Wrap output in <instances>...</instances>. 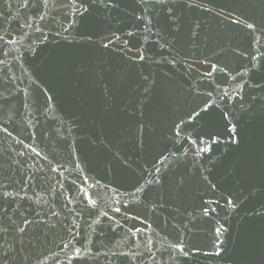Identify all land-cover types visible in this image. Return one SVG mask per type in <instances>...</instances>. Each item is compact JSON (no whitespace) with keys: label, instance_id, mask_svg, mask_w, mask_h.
<instances>
[{"label":"water","instance_id":"water-1","mask_svg":"<svg viewBox=\"0 0 264 264\" xmlns=\"http://www.w3.org/2000/svg\"><path fill=\"white\" fill-rule=\"evenodd\" d=\"M69 2L56 0V7H50L45 19L38 21L33 18L44 11L34 7L39 0H27L28 7L22 6L25 0H0V35L19 41L3 49L9 51L8 56L0 55V60L5 61L0 64V185H4L0 193L14 194L0 199V211L6 210L7 216L18 223L22 217L33 222L22 234V253L20 234L10 230L9 242L13 235L17 241L16 250L10 252V256H15L16 261L10 259L8 264H36L37 258L44 264H69L71 253L62 249L61 240L72 237H75L76 247L83 246L91 251L72 258L71 264H264V220L259 217L245 215L244 209L239 214H228L215 204V213L208 217L199 215L194 209L199 206L201 195L205 200L218 197L195 184L184 189L181 196L176 195L171 180L162 188L152 185L145 193L136 192L144 178H151L148 173L154 172L152 165L157 163L154 157L158 158L162 149H167L164 155L168 156L164 162L166 167L157 163L162 174L171 177L185 171L184 164L176 165L179 153L170 155L177 149L183 151L181 145L187 147V142L181 138L184 133L177 137L175 144L166 139L167 128L181 110L175 105L170 109L164 93L170 92L185 103L190 87L198 92L211 91L212 80L221 83L224 74L217 71L211 79H200V75L211 71L210 65L192 63L191 55L188 56L191 68L183 62L169 64L162 61V57L171 60L175 52L170 54L171 46L160 47L163 41L157 42L155 30L145 42V34L130 27L135 23L130 15L133 0H119L120 9L109 19L98 15L95 18L97 24L119 29L120 35L134 32L145 49L144 55L153 61H161L141 62L144 63V75L151 72L158 82L154 95L145 103V119L152 126L145 129L146 146L141 149L136 139L137 117L133 115L143 91L139 87L138 70L129 68L120 55L99 52L95 57L107 63L97 65L96 73L80 74L68 70L65 54L69 50L55 33L60 31V24L67 26L72 19L71 9L60 7ZM202 2L204 8L185 10L184 29L177 44L181 51L179 60L183 61L188 51L184 44L188 29L194 21H199L201 28L198 31L209 37L202 43L207 44L206 54L211 63L219 60L228 65L229 70L248 65L251 71L245 77L247 83L264 84L261 63L254 61L256 67L252 68L248 55H239L247 51L258 55L257 48L264 53V36L259 31L249 35L250 30L243 25L231 23L241 14L254 16L259 21L264 13V0ZM230 12L234 13L231 17ZM137 15L141 13L137 12ZM38 26L48 37L43 43L41 32L34 30ZM22 34H27L23 40L20 39ZM257 37L259 44L252 43ZM54 39L59 43H51ZM221 48L225 51L219 56L214 55ZM77 54L85 58L92 56V52ZM101 68L109 70L100 71ZM105 86L111 89L110 98L104 95ZM221 86L228 84L221 83ZM244 92L246 100L250 102L255 96L257 102L252 111L236 109L245 133L240 149L223 163H216L215 167L213 163L223 151L222 147L220 152L197 158L211 170L209 179L215 177L213 182L218 180L228 187L235 186L234 178L225 174L232 161L239 162L242 184L262 180L258 168L264 155V110L259 97L264 93L248 86ZM50 96L51 100L48 99ZM186 102L191 103L192 97L188 96ZM125 106L127 110L121 111ZM205 156L212 157L213 163ZM181 159L191 168V153ZM90 199L96 201L95 207L89 203ZM254 202H264V193L257 194ZM224 203L220 200L221 206ZM249 206L246 203L245 207ZM116 208L120 211L116 212ZM52 212L59 215H52ZM102 212H107V216L101 215ZM5 223H8L7 219ZM221 224L228 229L219 237L224 241L221 247L226 249L221 254L223 259L210 255L215 251L212 247L214 229ZM180 241L190 252L189 256L170 247ZM193 247L198 251L192 252ZM23 256L31 259L25 261Z\"/></svg>","mask_w":264,"mask_h":264},{"label":"snow or ice","instance_id":"snow-or-ice-1","mask_svg":"<svg viewBox=\"0 0 264 264\" xmlns=\"http://www.w3.org/2000/svg\"><path fill=\"white\" fill-rule=\"evenodd\" d=\"M134 7L130 15L134 18L135 23L130 25L134 28L136 32H143L145 35L143 39L147 42L150 35L153 34L155 30V35L158 37L157 42L160 43V47H170V54L174 51L175 54L172 55L171 60L167 57H162V61H166L169 64H176L178 62H183L187 64L189 68L194 64H209L211 71L200 75V79L213 77V73L220 72L223 73L225 79L221 83L228 84L227 87H222L221 83H217L214 79L212 80L211 91L198 92L195 88H189L187 96L184 98L185 103L170 92H165L164 97L171 109L172 105H175L177 109L181 110V114L177 115L172 121L170 127L167 128L166 139L169 142L175 144L177 137H180L181 133L184 136L181 137L187 142V147L181 145L180 149L176 152H171L170 155L177 156L176 165L180 167L184 164L185 171L178 175H173L168 177L162 174L161 167L158 164L164 165V162L168 160V156L164 155L167 149H162L158 154L157 163L152 165L154 172H149L148 176L151 178H144V173H141V177L144 178V183L136 187L137 193H145L146 190H150L149 186L157 185L161 188L171 180L177 196L183 195L184 189L188 186L195 184L198 188L203 187L205 192L210 193L218 198L216 200H205L203 195H201V202L197 208L194 209L199 215L203 217H208L212 213L216 212V208L213 207L215 204L220 207L222 211L228 214L233 212L239 214L241 209H244L245 215L259 217L264 220V202H254L257 194L264 193V155L261 156L259 163V174L262 178L261 182H250L247 184H242L241 173L238 161H232L225 169V174L232 176L235 180L234 187H228L222 184L220 181L213 182V179H209L212 176V172L205 168V165L201 163L197 158L201 157L206 153L220 152L221 147L223 151L220 152L219 156L216 157V162L213 163L212 157L205 156V159L209 163H213V167L216 163H223L228 157L240 149L244 141V129L241 124L240 119L237 118L236 109L237 107L241 111H252L254 103L257 102V97H251V101L246 100V94L244 92L245 86L254 87L260 89L264 93V84L257 83L255 85H249L245 80V77L249 75L251 69L248 65H240L239 70L232 69L229 70L228 65L221 64L219 60L216 63H211L210 57L206 54L207 44L202 43V41H208L209 37L207 35H202L198 29L201 28L199 21H194L193 26L188 29L186 39L184 41L185 46L188 51L184 55V60L180 61L179 57L181 51L177 48L179 43L178 36L184 29L183 17L185 10H192L195 8H204L202 0H133ZM28 7L27 0L22 5ZM10 7V5H9ZM34 7L39 11L43 8V12L39 14L38 17H34V20L43 21L45 17L49 14V9L56 7V0H39V3L35 4ZM62 8H70L72 13V19L69 21L67 26L60 24V31H57L55 35L61 38L64 42L65 49L69 50L65 54L66 67L68 70L75 73H96L97 65L106 64V60H101L95 57V53L99 52L108 55H120L121 60L129 66V68L137 69V76L139 77L141 83L139 87L143 88L140 96L142 99L138 103V107L133 110V115L136 116L135 126L137 131L136 139L139 141L141 149L146 146L145 129L151 127V122L145 119V103L148 101L155 93L158 82L155 75L151 72L148 75H144V63H160L161 61H153L151 57H146L144 55V47L140 44V39L132 31L124 33L123 35L118 34L120 31L112 30L110 28L99 25L95 22V18L99 15L105 19H109L111 14L120 9L119 0H70L67 4H61ZM207 11L208 9L205 8ZM137 12L141 15H137ZM234 13H229V17L233 16ZM67 19V16L65 17ZM227 18V17H226ZM231 23L233 25H243L247 30H250L249 35L255 34L257 31L260 32L261 36H264V13L261 14L259 21L254 16H241L232 19ZM142 25V28H141ZM27 27L31 28L32 24H27ZM37 32H41L44 41L48 40L46 35H43V30L39 26L34 29ZM106 33V34H102ZM27 34L21 35V40ZM126 37V38H125ZM171 37V39H168ZM259 37H257L252 43L259 44ZM19 43L15 39H5V35H0V55L8 56L9 51H4L8 45H14ZM53 44H58L59 41H51ZM31 48V45H29ZM133 49L135 50L133 52ZM223 48L220 52L214 53V55L219 56L220 53L224 52ZM236 50L233 49V52ZM92 52L91 57L85 58L83 55H78L77 53H88ZM258 55H253L251 51L240 52V56L245 54L249 57V63L252 64V68L256 67L253 63L259 62L262 67H264V53L256 49ZM122 54V55H121ZM193 57V62L188 63V56ZM259 57V59H258ZM5 61L0 60V64ZM144 62V63H141ZM109 69L101 68L100 71H106ZM233 71L235 75H233ZM150 77L152 79L150 80ZM101 79L103 77L101 76ZM52 89H49L51 91ZM106 98H110L111 89L107 86L103 89ZM215 94V95H214ZM188 96L192 97V102L187 103ZM199 98V99H197ZM49 100L52 97H48ZM259 103L261 109L264 110V95L259 97ZM247 105V107H245ZM127 106L122 108L121 111H126ZM219 110V111H217ZM177 120L179 121L177 123ZM189 129L191 131H189ZM7 132V128L4 129ZM194 137V138H193ZM103 143V141H100ZM203 145V146H201ZM188 153L192 154L191 168L187 167V164L181 159V157H187ZM166 167V165H164ZM208 174L205 175L204 173ZM139 183V182H138ZM4 185H0L3 188ZM14 195L7 191L0 193V199L7 198ZM18 195V193H16ZM220 200L225 203L221 206ZM94 207L96 206V201H89ZM249 204V207L245 205ZM156 204L153 203V207ZM162 206V205H160ZM116 212L120 209L116 208ZM52 215H59L57 212H52ZM101 215L107 216V212H102ZM189 215H192L189 213ZM195 218V217H193ZM227 217H225L226 219ZM8 223H5V220ZM33 222L28 220L26 217H22L18 223L16 220H12L11 217L7 216V211H0V264H8V261H16L15 256H10V252L15 251L16 236L13 235L11 242H9V232L11 230L14 234H20L19 243L21 245L20 252L24 251L23 248V235L26 232L27 226ZM24 225V226H21ZM228 232V229L221 224L219 227L214 229L215 239L212 242V247L215 249L214 252L210 253L215 257L223 259L222 252L226 249L222 248L221 245L224 241L220 240L219 237L224 233ZM69 235L71 232L69 230ZM75 237L71 239H62L61 245L63 250H67L71 253V258H69V264H71L72 258H79L82 255H87L91 249L85 247H76L73 241ZM174 250H178L180 254L187 257L190 255L189 251L185 250V245L183 241L170 245ZM192 252L198 251L197 248L193 247ZM127 255V254H123ZM209 255V253H205ZM67 257V253H66ZM23 260H30V256H23ZM36 264H44L42 260L37 258Z\"/></svg>","mask_w":264,"mask_h":264}]
</instances>
